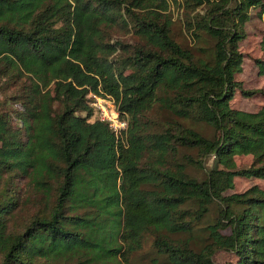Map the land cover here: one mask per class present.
I'll use <instances>...</instances> for the list:
<instances>
[{"label":"trees","instance_id":"1","mask_svg":"<svg viewBox=\"0 0 264 264\" xmlns=\"http://www.w3.org/2000/svg\"><path fill=\"white\" fill-rule=\"evenodd\" d=\"M170 2L0 0V85L16 87L19 106L0 112V264H130L144 234L165 259L156 264H219V251L264 264V189L226 194L237 177L264 179V105H230L243 27L264 0H184L204 7L186 21L199 51L172 38ZM115 32L138 43H110ZM89 93L115 101L123 139L91 121ZM156 102L176 118L159 133L144 121ZM182 148L213 157L202 179L175 161ZM238 156L252 164L238 169ZM27 204L36 211L19 224Z\"/></svg>","mask_w":264,"mask_h":264},{"label":"rangeland","instance_id":"2","mask_svg":"<svg viewBox=\"0 0 264 264\" xmlns=\"http://www.w3.org/2000/svg\"><path fill=\"white\" fill-rule=\"evenodd\" d=\"M204 7H197L191 10V7H186L184 0H178L177 3L170 2L167 13L170 15L172 22L171 36L172 38L186 49L191 51H199V47H204L206 43L204 41L198 42L195 39L192 32L188 29L186 21L190 19L195 20L197 13L201 12ZM249 21L245 23L243 30L245 38L239 43V51L242 54L241 71L235 75V80L240 83L241 89L237 90L230 105L233 109L254 113L257 112L264 105V73L259 68V63L264 62V12H261L259 8H253L249 11ZM123 41L126 44L136 45L138 39L136 36L127 32H115L111 35L109 42ZM16 87L10 83L0 85V112L5 113L7 110L16 111L19 107L17 103L9 101L8 97L15 93ZM244 92H262L245 96L241 94ZM10 104V105H8ZM83 115V114H82ZM124 117V116H123ZM127 122L128 119L124 117ZM144 121H146V127L150 128L151 132L162 131L167 123L175 120L169 112H167L159 102H156L151 109L145 113ZM181 123L195 129L199 133L203 134L206 138H212L214 136L213 130L202 123H195L193 121H180ZM13 125H17L16 121H13ZM126 135V134H125ZM124 136V135H123ZM123 139V138H122ZM126 148V145L124 146ZM186 157H190L194 163L188 162ZM202 160L204 169H200L196 164ZM235 164L238 169H244L252 164L251 156H238L235 157ZM175 161L177 163L185 165L186 173L196 179H202L205 175L204 170L210 168L213 164V157L202 158L201 154L196 149L182 148L177 154ZM23 186V182L20 183V187ZM253 186H257L260 189H264V179L256 178H235L234 188L227 191V195L233 193H242L250 189ZM20 201H24L25 193L20 190ZM36 211L35 205L23 206L20 205L19 210L15 214L14 221L22 224L26 219ZM218 216V209L215 205L210 207V213L203 220L204 224H208ZM12 221V222H14ZM173 239H183V236L172 237ZM154 236L151 234H144L141 239V247L129 255L130 264H156L161 263L165 259L162 255L158 254L153 247ZM214 261L219 264H229L235 261V257L229 252L219 251L213 256Z\"/></svg>","mask_w":264,"mask_h":264},{"label":"built area","instance_id":"3","mask_svg":"<svg viewBox=\"0 0 264 264\" xmlns=\"http://www.w3.org/2000/svg\"><path fill=\"white\" fill-rule=\"evenodd\" d=\"M89 106L92 110L91 121H99L108 126L113 135L119 139L127 131V120L119 113L115 101L110 96H96L89 93Z\"/></svg>","mask_w":264,"mask_h":264}]
</instances>
